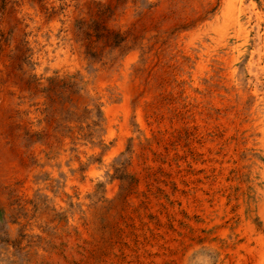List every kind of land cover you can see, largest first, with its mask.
Masks as SVG:
<instances>
[{
  "label": "rangeland",
  "instance_id": "obj_1",
  "mask_svg": "<svg viewBox=\"0 0 264 264\" xmlns=\"http://www.w3.org/2000/svg\"><path fill=\"white\" fill-rule=\"evenodd\" d=\"M0 264H264V0H0Z\"/></svg>",
  "mask_w": 264,
  "mask_h": 264
}]
</instances>
